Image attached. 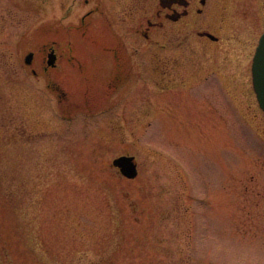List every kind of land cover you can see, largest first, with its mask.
I'll list each match as a JSON object with an SVG mask.
<instances>
[{
  "label": "rangeland",
  "instance_id": "374dc122",
  "mask_svg": "<svg viewBox=\"0 0 264 264\" xmlns=\"http://www.w3.org/2000/svg\"><path fill=\"white\" fill-rule=\"evenodd\" d=\"M58 2L0 0V264H264L253 49L152 58L132 38L113 89L108 66L87 73L107 58H76L83 73L60 58L43 81L42 58L24 56L56 39ZM119 153L135 179L112 166Z\"/></svg>",
  "mask_w": 264,
  "mask_h": 264
},
{
  "label": "flooded vegetation",
  "instance_id": "af4514ba",
  "mask_svg": "<svg viewBox=\"0 0 264 264\" xmlns=\"http://www.w3.org/2000/svg\"><path fill=\"white\" fill-rule=\"evenodd\" d=\"M58 1L56 39L42 42L35 57L29 51L32 52L29 62L27 54L24 56L29 66L34 65L33 58H42L40 65L31 67L30 72L43 81L49 69L58 66L60 58H68L81 73L83 64L76 58H107L87 61V73L98 74L108 66L109 75L103 85L113 89L121 84V58H126L124 47L132 38L149 46L152 58H183L187 49L211 51L214 56V47L222 45L252 48L253 56L264 32V0H69L64 13L66 0ZM78 4L85 9L79 13L75 10L72 19L63 23ZM163 72L167 73L162 70L160 74ZM48 85L54 86L59 104L67 106L68 96L59 91L58 84ZM86 99L82 106L88 111ZM71 102L78 103L74 98ZM112 136L117 141L120 138L114 130Z\"/></svg>",
  "mask_w": 264,
  "mask_h": 264
},
{
  "label": "water",
  "instance_id": "95a60500",
  "mask_svg": "<svg viewBox=\"0 0 264 264\" xmlns=\"http://www.w3.org/2000/svg\"><path fill=\"white\" fill-rule=\"evenodd\" d=\"M31 57L32 52H29L26 55V62H29ZM251 75L258 104L264 112V32L255 48L251 64ZM112 164L118 167L126 177L133 178L137 175V163L132 155L115 157Z\"/></svg>",
  "mask_w": 264,
  "mask_h": 264
}]
</instances>
